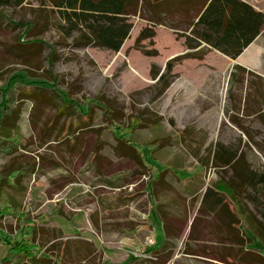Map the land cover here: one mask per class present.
<instances>
[{
    "label": "rangeland",
    "instance_id": "obj_1",
    "mask_svg": "<svg viewBox=\"0 0 264 264\" xmlns=\"http://www.w3.org/2000/svg\"><path fill=\"white\" fill-rule=\"evenodd\" d=\"M165 1H133L132 29L117 52L78 45L80 33H68L51 0L0 7V261L8 256L5 239L13 243L35 230L37 247L50 259L37 264H89L87 248L97 246L119 264L129 251L144 257L145 248L163 245V220L170 219L168 227L183 236L172 264H207L185 256L203 254L206 245L186 249L184 240L206 188L236 179L233 170L214 166L218 144L238 150L255 178L264 175V29L233 60L204 44L191 48L196 12L175 2L166 13ZM247 1L264 11V0ZM143 30L155 35L140 40ZM177 56L164 89L159 77ZM58 96L72 110L52 106ZM127 130L147 167L113 136ZM167 165L152 192V175ZM244 184L239 201L264 221V183ZM181 198L185 206L174 207L181 215L174 218L165 206L163 220L156 216L159 203ZM234 201L227 202L236 211ZM140 227L138 244L130 246L129 233ZM242 227L247 253L236 261L230 240L226 263L264 264V242ZM101 250L94 257L102 258Z\"/></svg>",
    "mask_w": 264,
    "mask_h": 264
},
{
    "label": "trees",
    "instance_id": "obj_2",
    "mask_svg": "<svg viewBox=\"0 0 264 264\" xmlns=\"http://www.w3.org/2000/svg\"><path fill=\"white\" fill-rule=\"evenodd\" d=\"M22 1L23 0H0V7L12 5L14 3L19 4ZM51 1L53 5L58 8L62 20L67 24L68 33L72 34L77 31L80 33L77 38L78 45L97 46L117 52L122 48L125 40L129 37L132 29L129 16L132 13L131 8L134 0ZM175 2L176 5L180 3L183 8L188 6L190 12H196V20L190 22V25L193 27L192 32L197 42L195 44L189 43L191 48L199 47L204 44L205 47L217 49L225 56L236 59L264 29V12L256 10L251 4L243 0H167L164 2V7H166L164 12H171L175 6ZM154 35V31L143 30L139 39L151 38ZM178 61V56L169 60L165 72L159 77L160 82L165 84L164 89L169 87L170 83L167 82V79L171 76L172 70ZM237 68L244 70V68L240 66H237ZM51 104L57 109L72 110V106L62 102L60 97L55 99ZM2 120L3 119H1V121ZM113 136L139 156L140 163L143 167L148 166L147 161H145V159L148 158L140 153L139 144L130 137L128 130L124 133L113 132ZM161 143L162 140L160 139L153 142L152 145H154V147L149 151L150 159L154 160V152L161 148ZM213 164L215 167H227L233 170L236 179L232 177L229 180H219L214 187L208 186L206 188L202 195L201 205L197 210V215L191 224L190 233L184 240L186 249L190 247V244L193 243L194 240L198 242L203 238L205 230L210 227L209 222L215 221H213V216L217 215L218 217H223L224 214H229L230 217L233 216L231 217V229L233 232L232 234L236 236L235 242L241 245L246 244L248 238H239L238 234L239 231H242L241 226L243 225L242 219L238 215L240 209H242V215L244 216V218L242 217L243 220H246L252 232L264 242V221L260 217L254 215L249 209L243 208L239 201L242 192L245 191L246 185L244 183L248 182L253 187L258 186L264 183V175L255 178V173L245 168L242 154L238 150L231 149L223 144H218ZM206 165H209V161L206 162ZM151 167L154 169V165H151ZM168 170L171 169L167 165L163 170H159L156 175H152L150 180V189L152 192L155 189L154 184L160 183L161 177L164 176ZM231 198L235 199V201L231 203L235 205L236 211H233L230 207V202H227ZM177 200L179 201L177 204L159 203L156 216L162 219L161 217L163 215L168 214L169 211L165 210V206H169L171 216L174 218L181 215L183 211L181 210V212H179V210L181 206H185V200H183V198ZM173 201L175 200H172V202ZM174 207H179V210H176ZM261 214L264 215V212H261ZM197 219H200L198 229L195 227ZM169 220H163L165 221L164 228L166 231L165 242L161 247L163 252H157L159 255L158 258L156 256V260L143 259L133 264H166L173 256L182 238L176 233L174 226L168 227L167 223ZM171 220L173 222V219ZM237 223H240V225H237ZM35 238V230H31L26 233L21 240L13 243L8 244L7 239H5L6 244L9 245L8 256L6 254L0 262L16 261L14 264H29L31 262L37 264L42 263V261H49L50 259L45 257L46 254L44 255V251L40 252L41 250L37 247ZM61 247L63 246L61 245ZM87 250H89V257H93L90 261L93 264H97V260L101 258H97V256L94 257V254L99 251H97V249L94 251L91 248H87ZM244 253V250L236 251V261L238 258L243 257ZM62 255L63 251H61V256ZM215 256L219 258L217 255ZM261 256L263 255L261 254ZM227 261L230 263L232 262L230 260ZM91 262L89 264H91ZM98 264H102L101 261H99ZM235 264H237V262H235Z\"/></svg>",
    "mask_w": 264,
    "mask_h": 264
},
{
    "label": "crops",
    "instance_id": "obj_3",
    "mask_svg": "<svg viewBox=\"0 0 264 264\" xmlns=\"http://www.w3.org/2000/svg\"><path fill=\"white\" fill-rule=\"evenodd\" d=\"M243 1L248 2L249 4H251L256 10L264 12L262 9L256 7L251 2H249L247 0H243ZM261 34H262V32L256 37V39L248 47H250L261 36ZM248 47L246 49H248ZM243 52H242V54H243ZM239 57H237L236 59H238ZM236 64H238L239 66L242 65V63H240V62H237ZM229 200H231V199H229ZM238 215H239V217H243L244 218V216L242 215V209H240V213ZM231 217H233V216H231ZM231 217H230L229 214H227V215L224 214L223 217H218L217 215L213 216V221L215 220V222H220V227L219 226H218L219 228H211V227H209L208 228V233H204L205 235L203 234V238L202 239H200L198 242L196 240H194V242H193V244L194 243L195 244H200L201 243V244H205L206 245L205 246L206 249H204L203 252H202L203 254H197V253L191 254L193 252L188 253L190 251H187V253H185V256H188V255L196 256L197 258H199L201 260L207 261V264H227L226 261L230 260L228 257H229V255H231L230 252H229L230 251L229 248L231 247L230 240H233L234 247L238 248L237 251L244 250L245 253H247V250H248L247 246H245L243 248V245L238 244L237 242H235L236 236L232 234L233 232H232V229H231V221H232ZM242 222H243V225H244L246 223V220H243ZM242 226H241L242 231H239V233H238L239 234V238L243 237V238L247 239L248 238L247 237V233L245 232V229ZM141 228L142 227H140L139 229H137L135 231H131L132 233H129V237L130 238H127V242L130 244V246H132V245L134 246V245L138 244L137 243L138 241L136 240L137 239L136 235H137V232L140 231ZM144 228H147V226L144 227ZM112 233H115V232H112ZM182 239H183V237H182ZM180 241H179V243H178V245H177V247H176V249L174 251V254L177 253L176 251L178 250V246L180 244ZM246 242H247V240H246ZM193 244L191 243L190 246H192ZM161 247H162V245L159 246V247L157 245V247H155L153 249H148L147 250V248H145V252H146L147 255H149V257H139V256H136L134 254V252L129 251V253H131V254H128L123 260L120 261L119 264H133L134 262H136V261L140 262L143 259L156 260V256L158 258V255H159V254H157V252L158 251L160 253L163 252L162 251L163 249ZM102 248H103V251L100 249L99 246H97V251H100V250L102 251V258L97 260L96 263L98 264V262L101 261L102 264H110V262H108V259L110 258L109 255H108V252L106 251V249H104V247H102ZM185 248H186V245H185ZM174 254L166 262V264H172V261H173L172 259L174 257ZM260 254H262V253H260ZM215 255H217L219 258H216ZM83 262H85V261H83ZM178 264H184V262L183 263L179 262Z\"/></svg>",
    "mask_w": 264,
    "mask_h": 264
},
{
    "label": "built area",
    "instance_id": "obj_4",
    "mask_svg": "<svg viewBox=\"0 0 264 264\" xmlns=\"http://www.w3.org/2000/svg\"><path fill=\"white\" fill-rule=\"evenodd\" d=\"M152 238H153V237H152ZM147 244H149V245H154L155 242H154L153 239L148 238V242H147ZM146 246H147V245H146ZM142 254L144 255V257H149V255L146 254L145 249L142 251Z\"/></svg>",
    "mask_w": 264,
    "mask_h": 264
}]
</instances>
